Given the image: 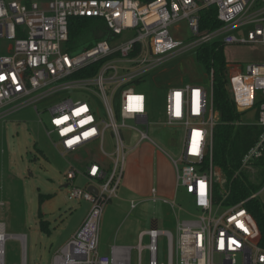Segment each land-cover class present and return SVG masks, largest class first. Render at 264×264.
I'll return each instance as SVG.
<instances>
[{
  "label": "built area",
  "instance_id": "1",
  "mask_svg": "<svg viewBox=\"0 0 264 264\" xmlns=\"http://www.w3.org/2000/svg\"><path fill=\"white\" fill-rule=\"evenodd\" d=\"M212 7L221 25L202 30L201 13ZM82 18L104 22L108 38L73 52L71 21ZM181 23L190 32L187 42L173 34ZM217 40L226 47L264 46V0H50L44 5L0 0V42L10 44L0 54V120L32 106L53 147L62 157L74 158L67 173L69 200L90 204L50 264H132V247L113 245L109 255L100 252V229L126 174L131 148L124 131L138 133V144L151 141L148 98L138 87L172 58ZM230 70L229 90L240 114L234 125L255 126L259 136L229 179L213 164L218 124L213 74L209 88L183 84L168 89L163 124L183 134L179 158L169 157L177 189L192 197L196 212L151 189L147 201L170 207L176 229L156 225L142 233L136 247L139 264L144 252L148 264H264L261 230L248 209L251 201L264 203V60ZM251 112L256 123L246 125L242 118ZM243 176L246 186L257 190L229 203L234 181ZM78 177L86 180L84 188L75 185ZM138 205L131 201L130 211ZM183 213L189 219H181ZM162 237L166 263L159 260Z\"/></svg>",
  "mask_w": 264,
  "mask_h": 264
},
{
  "label": "rangeland",
  "instance_id": "2",
  "mask_svg": "<svg viewBox=\"0 0 264 264\" xmlns=\"http://www.w3.org/2000/svg\"><path fill=\"white\" fill-rule=\"evenodd\" d=\"M180 26L181 30L173 31V34L187 42L190 32L185 23ZM9 45L6 41L0 42V53H6ZM196 51L191 50L172 58L163 68L149 74L138 87V92L148 98L151 124L147 134L151 141L145 140L138 144V133L128 129L124 131L129 147L138 144L135 152L128 153L126 168L134 166L136 160L146 165L148 169L145 173L149 174L146 186L157 188L161 184V178L171 163L170 157L178 159L183 147L182 130L163 124L164 97L168 89L183 84L209 88L210 75L198 63ZM225 54L227 60L238 69L249 63L263 61L264 46H229ZM242 122L246 125L256 123L255 113L245 114ZM129 124L133 125L132 122ZM72 159L62 157L53 147L32 106L0 120V226H3L4 234L8 237L3 252L0 245V261L2 258L3 264H50L56 249L81 225L90 204L69 200L65 185ZM75 185L84 188L87 182L78 177ZM124 197L126 200H135V196L129 193ZM176 202L191 214L196 212L192 197L185 190L180 189ZM148 207L144 214L141 207L131 212L129 203L114 199L102 217L100 252L109 254L113 245L132 247V264H139L136 247L151 220L157 221L161 230L175 231L176 221L170 207L163 204ZM40 213L43 221L48 222L50 234L40 230ZM181 219H189V216L183 213ZM147 243L148 238L145 237L143 244ZM159 260L161 263L167 262V241L164 237L159 240ZM142 264H148L147 252L143 254Z\"/></svg>",
  "mask_w": 264,
  "mask_h": 264
},
{
  "label": "trees",
  "instance_id": "3",
  "mask_svg": "<svg viewBox=\"0 0 264 264\" xmlns=\"http://www.w3.org/2000/svg\"><path fill=\"white\" fill-rule=\"evenodd\" d=\"M139 1L149 3L153 0ZM200 23L202 30L219 28L221 23L217 20V9L212 7L203 11ZM107 38L108 32L104 22L92 18L72 19L70 47L73 52L91 47ZM226 48L221 41L217 40L197 49L196 57L206 74L208 76L213 74L214 110L218 117V124L214 129L213 164L231 179L239 169L244 154L256 142L260 131L255 126L235 127L234 125L240 119V114L236 110L229 90V61L225 54ZM244 180H246L245 176L234 181L233 196L230 198L229 203L244 200L251 195L252 191L257 190L254 186H246ZM43 202L42 200L41 203ZM248 209L259 225L262 234L260 245L264 248V203L258 200L251 201L248 204ZM40 219V230L43 233L50 234L48 222L43 221L41 213Z\"/></svg>",
  "mask_w": 264,
  "mask_h": 264
},
{
  "label": "crops",
  "instance_id": "4",
  "mask_svg": "<svg viewBox=\"0 0 264 264\" xmlns=\"http://www.w3.org/2000/svg\"><path fill=\"white\" fill-rule=\"evenodd\" d=\"M16 1H19V2H22V3L38 2L41 5H44L45 3H47L50 0H16ZM229 64H231V63L229 62ZM130 148H131V154L133 152H135L134 149L136 147L133 146V147H130ZM173 168L174 167H173L172 163H170L168 165L167 173L165 174V176H163L161 178V184L159 186H157V188H156L158 190L159 195L161 197L168 198V199H176L177 195L180 192V190L177 189V176H176V171ZM147 169H148V167L146 165L143 166L142 163L140 161H138V160H136V163H135L134 166H131L130 168H126L125 178L123 180V183H122V185H121V187L119 189V193H118L119 197L116 199V200H118L119 202H122V203H129V206H130V202L131 201L139 202V205H138V207L135 210H137L138 208L141 207L143 214L146 213V209L150 208V207H148L149 205L153 206V205H157V204H162V203L153 204V203L147 201V199L150 197L151 189L154 188V186H152V185L146 186V184H148V182H149L148 181L149 174L145 173L147 171ZM126 193L134 195L135 196V200H126V198L124 197L126 195ZM88 211H87V213H88ZM87 213H86V215H87ZM86 215H85V217H86ZM85 217H84V219H85ZM145 219L147 220L146 217H145ZM147 221L149 222V220H147ZM39 225H40V223H39ZM144 225H147V223L144 224ZM156 225H158V222L157 221L155 222V221L151 220L148 223V227L149 228L147 230H144L143 233H145V231H148L149 229L153 228ZM0 232H1V226H0ZM25 248H26V245H25ZM25 248L23 247V263H24V259H25L24 258V256H25ZM58 249H56V250H58ZM109 254H110V252H109ZM109 254H106V255H109Z\"/></svg>",
  "mask_w": 264,
  "mask_h": 264
},
{
  "label": "bare ground",
  "instance_id": "5",
  "mask_svg": "<svg viewBox=\"0 0 264 264\" xmlns=\"http://www.w3.org/2000/svg\"><path fill=\"white\" fill-rule=\"evenodd\" d=\"M0 236H1V241H0V245L2 246L1 247V252H3V246H4V242L5 240H7V236L4 234V231H3V226L1 227V232H0ZM4 254V253H3ZM2 256V255H1ZM4 256V255H3ZM2 258H1V261H0V264H2Z\"/></svg>",
  "mask_w": 264,
  "mask_h": 264
},
{
  "label": "water",
  "instance_id": "6",
  "mask_svg": "<svg viewBox=\"0 0 264 264\" xmlns=\"http://www.w3.org/2000/svg\"><path fill=\"white\" fill-rule=\"evenodd\" d=\"M66 187H67V186L65 185V188H66ZM89 191L92 192V193H94V194L97 193L96 189H94L93 187H90V188H89ZM0 240H1V239H0Z\"/></svg>",
  "mask_w": 264,
  "mask_h": 264
}]
</instances>
